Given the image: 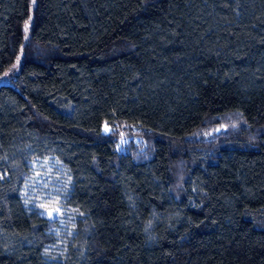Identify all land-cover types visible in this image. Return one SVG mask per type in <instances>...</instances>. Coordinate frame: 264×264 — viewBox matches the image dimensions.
<instances>
[{
  "label": "trees",
  "instance_id": "trees-1",
  "mask_svg": "<svg viewBox=\"0 0 264 264\" xmlns=\"http://www.w3.org/2000/svg\"><path fill=\"white\" fill-rule=\"evenodd\" d=\"M15 69L0 264H264V0H0Z\"/></svg>",
  "mask_w": 264,
  "mask_h": 264
},
{
  "label": "rangeland",
  "instance_id": "rangeland-1",
  "mask_svg": "<svg viewBox=\"0 0 264 264\" xmlns=\"http://www.w3.org/2000/svg\"><path fill=\"white\" fill-rule=\"evenodd\" d=\"M15 71L16 69L1 78L0 85L6 84L9 75L15 73ZM40 166L39 172L30 181L29 194L32 198V204L39 209L40 215L50 220L61 219V223H63L65 218L62 217V208L56 203L62 192L60 172L55 167L54 161H44ZM8 177L9 175L7 174L0 175V183L8 179ZM57 209L59 210L58 212Z\"/></svg>",
  "mask_w": 264,
  "mask_h": 264
},
{
  "label": "snow or ice",
  "instance_id": "snow-or-ice-1",
  "mask_svg": "<svg viewBox=\"0 0 264 264\" xmlns=\"http://www.w3.org/2000/svg\"><path fill=\"white\" fill-rule=\"evenodd\" d=\"M33 2H35V0H33ZM25 30H27V26H26V29ZM59 210L57 209V212H58ZM49 215H51V213H49Z\"/></svg>",
  "mask_w": 264,
  "mask_h": 264
}]
</instances>
